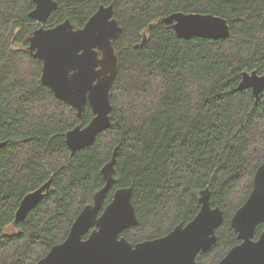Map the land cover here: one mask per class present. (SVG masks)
I'll return each instance as SVG.
<instances>
[{
	"label": "trees",
	"instance_id": "1",
	"mask_svg": "<svg viewBox=\"0 0 264 264\" xmlns=\"http://www.w3.org/2000/svg\"><path fill=\"white\" fill-rule=\"evenodd\" d=\"M45 27L71 20L82 28L113 5L123 28L113 42L118 73L111 90V127L72 153L67 133L83 116L41 80L42 61L28 50L41 24L33 0H0V264H38L63 242L106 181L101 171L120 147L117 189L132 188L139 225L123 236L152 240L199 213L201 191L224 212L218 241L199 264H217L238 244L231 226L264 163V90L237 91L245 71L264 74V0H55ZM176 12L227 20V39L177 37L162 19ZM146 37V40L144 38ZM52 179L50 191L15 223L22 199ZM264 226L259 225L255 239Z\"/></svg>",
	"mask_w": 264,
	"mask_h": 264
},
{
	"label": "water",
	"instance_id": "2",
	"mask_svg": "<svg viewBox=\"0 0 264 264\" xmlns=\"http://www.w3.org/2000/svg\"><path fill=\"white\" fill-rule=\"evenodd\" d=\"M33 3L35 7L29 17L41 26L30 36L28 50L43 63L42 82L57 98L75 108L79 117L86 105L94 115L86 127L77 126L67 133L66 142L74 154L92 146L112 125L111 90L118 73L113 42L123 28L115 17L114 6L104 4L82 28H75L69 19L46 28L59 3L55 0H33ZM162 22L172 26L177 37L184 40L194 37L219 40L231 35L227 20L210 13L176 12ZM248 89L258 98L264 90V74L256 70L243 72L237 91ZM119 149L116 147L101 171L105 186L94 195L93 203L81 211L67 238L54 245L38 264H199V254L217 243L224 212L212 205L209 189L201 191V209L188 224L181 223L156 239L135 244L127 240L123 233L139 225L132 202L133 189H117L112 202L104 207L106 196L116 183ZM51 185L52 179L22 199L15 223L26 220ZM259 225L264 226V163L256 170L249 198L231 218L240 242L217 264H264V229L255 239Z\"/></svg>",
	"mask_w": 264,
	"mask_h": 264
},
{
	"label": "flooded vegetation",
	"instance_id": "3",
	"mask_svg": "<svg viewBox=\"0 0 264 264\" xmlns=\"http://www.w3.org/2000/svg\"><path fill=\"white\" fill-rule=\"evenodd\" d=\"M33 35V34H32ZM43 67V66H42ZM114 196V195H113ZM169 234V233H168Z\"/></svg>",
	"mask_w": 264,
	"mask_h": 264
}]
</instances>
